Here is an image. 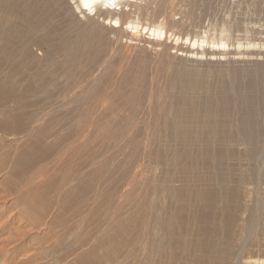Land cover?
Masks as SVG:
<instances>
[{
	"label": "bare ground",
	"instance_id": "1",
	"mask_svg": "<svg viewBox=\"0 0 264 264\" xmlns=\"http://www.w3.org/2000/svg\"><path fill=\"white\" fill-rule=\"evenodd\" d=\"M68 1L72 5L70 10L65 0H0V101L13 112L6 113L4 123L23 125L20 112L27 108H34L37 120L42 119L39 128L24 121V135L31 144L11 159L13 170L15 165L23 169L49 148L42 142H51L46 130L63 118L55 113L61 109L55 108L59 99L61 107L67 95L73 94L74 98L82 90L83 110L80 106L66 109L70 114L83 111V115L98 110L100 117H96L103 118L101 107L107 95L103 75L116 73L117 61L113 53L108 55L111 50L116 53L115 36H119L117 41L124 37L126 47L135 48L142 40L149 42L155 57L140 48L142 54H137L133 61L139 67L133 72L127 69L132 75L124 72V79L132 80L135 87L153 99L152 110L155 107V117H160L155 130L169 143L165 153L172 154L173 165L191 192L189 196L185 192V201L179 203L180 209L186 206L189 213L177 211L175 218L170 214L158 219L157 215L154 221L153 234L159 230V220L162 239H167L170 246L166 264L178 261L171 260V246L176 249V244H170L169 236L187 226H192L193 233L201 239L195 244L197 253L185 264H264V258L251 255L237 260L240 255L230 254L232 245L220 248L216 241L206 237L207 232L215 234L228 229L235 221L231 216L235 210L238 216L244 209L249 210L247 224L256 217L259 221L264 219H259L264 216V199H255L254 207H249L245 195H240V179L232 176L234 169L230 161L226 162L234 153L227 144L235 149L242 146L239 154L253 156L257 180L264 183V15L260 16L264 2ZM60 15H64V22ZM99 22L103 24L100 30ZM149 61L157 67L150 82L146 71ZM188 61L212 63L215 67L196 69L185 63ZM83 64L87 66L85 75ZM95 71L92 79L86 76ZM70 114L64 116L67 121L71 120ZM89 118L84 117L83 121L93 124ZM5 144L3 139L2 145ZM5 167L6 161L0 159V169ZM194 168L203 172L195 176ZM38 194L45 202L36 211L40 220L35 225L42 222L51 202V192ZM215 219H219L220 228ZM223 238L229 240V234ZM186 241L179 243L185 258L186 254L191 255L187 253ZM4 256L5 250H0V261L6 259ZM54 261L61 259L54 257Z\"/></svg>",
	"mask_w": 264,
	"mask_h": 264
},
{
	"label": "rangeland",
	"instance_id": "2",
	"mask_svg": "<svg viewBox=\"0 0 264 264\" xmlns=\"http://www.w3.org/2000/svg\"><path fill=\"white\" fill-rule=\"evenodd\" d=\"M252 1L247 0L249 4ZM64 3L70 10V1ZM60 16L64 22V15ZM79 20L86 22L85 18ZM100 24L99 27L96 24L97 29L102 28ZM115 38L116 53L111 50L108 55L113 53L117 61L116 73L103 75L107 91L101 107L103 118H97L100 117L98 110L84 115L83 111L69 113L66 108L71 106H80L83 110L82 90L74 98L73 94L67 95L61 107L59 99L55 108L61 109L55 113L63 118L46 130L51 142H42L49 148L23 169L15 165L13 170L11 159L31 144L30 138L24 135V121L39 128L42 119L37 120L34 108H27L20 112L23 125L4 123L6 113L13 112L0 101V159L6 161V167L0 169V250H5L6 259L0 264H166L169 261L170 246L167 239H162L159 220L156 222L159 230L154 234L153 224L157 215L159 219L170 214L175 218V213L181 210L189 213L186 206L180 209L179 203L185 201V192L188 196L191 192L187 191L183 175L174 167L172 154L165 153L169 143L155 130L160 117H155V107L152 110L153 99L135 87L132 80L124 79V72L132 75L127 69L133 72L139 67L133 61L137 54H142L141 50L152 58L155 51L151 43L143 40L134 48L126 47L124 37L121 41H117L119 36ZM185 63L201 70L215 67L207 62ZM86 69L83 64V74ZM156 69L155 63L149 61L148 82ZM79 70L76 73L79 74ZM96 73L86 76L92 79ZM135 76L138 78L139 73ZM69 114L71 120L67 121L64 116ZM84 117H90L89 122L93 124L85 123ZM227 148L234 150L232 155L235 156L231 155L226 162L230 161L234 169L232 176L240 179V195L244 194L246 204L254 207L257 199H264V183L257 180L254 158L239 154L242 146L235 149L227 144ZM202 172L199 168L193 169L195 176ZM209 172L210 169L205 173ZM198 185L204 188L202 183ZM38 191L51 192V202L42 222L35 225L40 220L37 212L45 202ZM231 216L235 221L228 229H220L215 234L207 232L206 237L216 241L220 248L232 245L230 254L240 255L237 260L247 255L264 258V219L259 221L256 217L247 224L249 210L245 209L239 216L236 210ZM215 221L220 228L219 219ZM193 232V227L187 226L171 233L168 241L176 244V249L171 246L174 251L171 260L175 258L179 264H185L197 253L195 244L201 236ZM224 234H229V240L224 241ZM183 239L189 244L187 253L191 255L186 254L187 258L179 247ZM54 257L61 261H54Z\"/></svg>",
	"mask_w": 264,
	"mask_h": 264
}]
</instances>
